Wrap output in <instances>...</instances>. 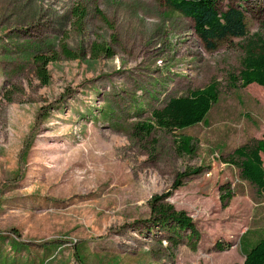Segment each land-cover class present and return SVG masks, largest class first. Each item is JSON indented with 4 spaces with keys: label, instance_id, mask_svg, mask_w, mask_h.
I'll list each match as a JSON object with an SVG mask.
<instances>
[{
    "label": "rangeland",
    "instance_id": "obj_1",
    "mask_svg": "<svg viewBox=\"0 0 264 264\" xmlns=\"http://www.w3.org/2000/svg\"><path fill=\"white\" fill-rule=\"evenodd\" d=\"M231 5L264 38V0ZM244 41L207 50L165 0H0V264H242L264 228V192L227 161L264 135V86L229 85ZM40 54L57 57L48 83ZM212 80L205 121L140 128ZM155 196L199 237L149 222Z\"/></svg>",
    "mask_w": 264,
    "mask_h": 264
},
{
    "label": "trees",
    "instance_id": "obj_2",
    "mask_svg": "<svg viewBox=\"0 0 264 264\" xmlns=\"http://www.w3.org/2000/svg\"><path fill=\"white\" fill-rule=\"evenodd\" d=\"M172 9L192 18L197 35L201 38L207 50L213 51L219 47L220 42L231 37H243L242 49L244 55L241 61L239 74L229 75V85L237 87L240 81L243 87L258 83L264 86V38L261 34L248 37L246 15L242 8L229 6L221 8V0H165ZM79 13V12H78ZM85 11L78 15L85 16ZM64 54L69 58L78 55L66 45L63 46ZM93 54L112 55L109 47L95 44ZM38 63V76L43 83H48L50 76L47 65L57 57L46 58L43 55L35 56ZM219 83L212 80L204 87L192 89L185 95L171 97L164 107L152 112L150 122L140 124V128L151 132L156 127L174 131L181 130L206 120L207 115L219 100ZM264 135L262 138H253L248 143L240 145L229 155L228 162L236 164L241 169V176L257 186L258 191L264 192ZM196 172V170H194ZM187 173L179 174L175 187L182 184V179ZM228 197L231 192H228ZM159 196H155L151 204L149 222L164 227V229L178 233L188 230L192 237H199L193 218L184 210H177L171 204L159 203ZM195 248V245L193 246ZM222 248V246H219ZM242 264H264V228L261 239L252 248L244 252Z\"/></svg>",
    "mask_w": 264,
    "mask_h": 264
},
{
    "label": "crops",
    "instance_id": "obj_3",
    "mask_svg": "<svg viewBox=\"0 0 264 264\" xmlns=\"http://www.w3.org/2000/svg\"><path fill=\"white\" fill-rule=\"evenodd\" d=\"M263 160H264V155H263Z\"/></svg>",
    "mask_w": 264,
    "mask_h": 264
}]
</instances>
